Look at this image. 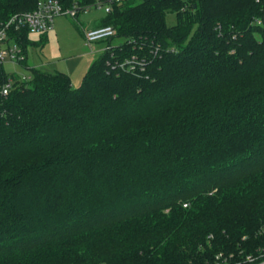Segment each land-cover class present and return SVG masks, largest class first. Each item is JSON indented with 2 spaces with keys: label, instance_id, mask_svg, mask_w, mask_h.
I'll list each match as a JSON object with an SVG mask.
<instances>
[{
  "label": "trees",
  "instance_id": "obj_1",
  "mask_svg": "<svg viewBox=\"0 0 264 264\" xmlns=\"http://www.w3.org/2000/svg\"><path fill=\"white\" fill-rule=\"evenodd\" d=\"M39 1L0 0V21ZM133 1L97 25L124 42L103 40L78 87L29 67L37 42L10 32L30 79L0 63V264H206L264 245L262 5Z\"/></svg>",
  "mask_w": 264,
  "mask_h": 264
},
{
  "label": "built area",
  "instance_id": "obj_2",
  "mask_svg": "<svg viewBox=\"0 0 264 264\" xmlns=\"http://www.w3.org/2000/svg\"><path fill=\"white\" fill-rule=\"evenodd\" d=\"M126 0H92L90 4L81 5L78 0L70 8H64L59 0H40L32 11L20 12L12 15L7 21H0V63L21 65L26 55L19 43L14 41L10 32L12 30L28 29L32 34L46 33L54 27L59 16H70L78 20L82 12L97 8L110 13L115 4ZM262 5V16L255 19L256 25L264 26V0H256ZM117 30L112 25L98 26L84 31L85 46L93 49L94 45L103 40L116 36ZM109 47H106V49ZM129 65L133 62H127ZM30 79V75H21V80ZM13 80H9L1 91L7 95L13 88ZM264 235V226L259 230ZM206 264H264V245L253 251L241 249L234 252L219 251Z\"/></svg>",
  "mask_w": 264,
  "mask_h": 264
},
{
  "label": "rangeland",
  "instance_id": "obj_3",
  "mask_svg": "<svg viewBox=\"0 0 264 264\" xmlns=\"http://www.w3.org/2000/svg\"><path fill=\"white\" fill-rule=\"evenodd\" d=\"M139 0H134L132 3H135ZM106 16L105 11L101 9H91L86 12H82L80 16V23L83 25L89 26L91 28L98 27L97 25L100 21ZM167 22L169 25H173L177 22V17L175 13L168 12ZM49 41L42 48V42H37V47L34 46V59L37 61H48L47 65L44 66V69L49 72H55L59 68H68V59L79 52L83 51L81 46L83 39V30L78 23V20L66 15L59 16L55 20L54 27L48 31ZM124 42V39L121 37H114L111 39V44L119 45ZM102 45L108 46V41L99 42ZM5 69L10 71L13 64L6 62ZM81 65H79V68ZM61 70V69H60ZM16 72L19 74H30L29 69L20 65L16 69Z\"/></svg>",
  "mask_w": 264,
  "mask_h": 264
},
{
  "label": "crops",
  "instance_id": "obj_4",
  "mask_svg": "<svg viewBox=\"0 0 264 264\" xmlns=\"http://www.w3.org/2000/svg\"><path fill=\"white\" fill-rule=\"evenodd\" d=\"M81 14H80V16H81ZM80 16L78 18V23L80 24V27L83 30V36H82L83 39L81 40L82 41L81 46L83 47L82 48L83 51L79 52L78 54H76V55H74L68 59V64H67L68 68L62 67V68H59V70H55V72H57V71L66 72L70 76L72 84L74 87L80 86V84L83 80V77L86 74V72L89 69L92 62L106 49V46L102 45L99 42L94 45L93 49L85 46V44H84V31L86 29H91V27L83 25L82 23H80ZM31 35H32V39L35 42H39V41L42 42L43 41L41 39L42 34H31ZM46 38H47L46 42H45V44L42 45V48L45 47V45L49 41V33L48 32H47ZM36 45H37V43L34 45H31L28 49L27 62L29 64V67H36V68H39L42 70L48 69V68L44 67L47 65L48 61H43V60L37 61L34 59V46L37 47ZM79 65H81L80 68H79ZM18 67H20V65H14L13 64L12 68L10 69V72L17 73L16 69ZM44 71H47V70H44ZM17 74H19V73H17ZM19 75L21 76L22 74H19Z\"/></svg>",
  "mask_w": 264,
  "mask_h": 264
}]
</instances>
